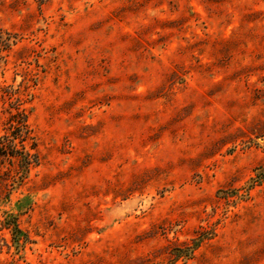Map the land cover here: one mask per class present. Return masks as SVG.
Here are the masks:
<instances>
[{
	"label": "rangeland",
	"instance_id": "obj_1",
	"mask_svg": "<svg viewBox=\"0 0 264 264\" xmlns=\"http://www.w3.org/2000/svg\"><path fill=\"white\" fill-rule=\"evenodd\" d=\"M0 147V264H264V0H0Z\"/></svg>",
	"mask_w": 264,
	"mask_h": 264
},
{
	"label": "trees",
	"instance_id": "obj_2",
	"mask_svg": "<svg viewBox=\"0 0 264 264\" xmlns=\"http://www.w3.org/2000/svg\"><path fill=\"white\" fill-rule=\"evenodd\" d=\"M18 115H20L21 119L18 120V124L15 127V130H14V133H13L14 137H17V135L21 134V132H25V133L29 134V127H28V124H27L26 115L24 113H22V112L18 113ZM26 137H28V135H26ZM25 138H23L22 141H24ZM6 144L7 145H12V140L10 138H8L7 141H6ZM0 149L2 150V147H0ZM13 151L19 152V154L22 156V160H23L24 165L26 167H29L34 162V155L32 153L26 152L24 150L20 151V150H18L16 148H14Z\"/></svg>",
	"mask_w": 264,
	"mask_h": 264
}]
</instances>
